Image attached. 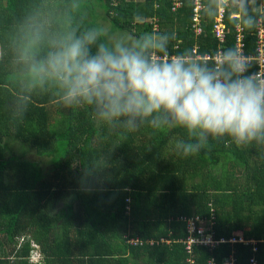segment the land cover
Instances as JSON below:
<instances>
[{
  "label": "trees",
  "instance_id": "16d2710c",
  "mask_svg": "<svg viewBox=\"0 0 264 264\" xmlns=\"http://www.w3.org/2000/svg\"><path fill=\"white\" fill-rule=\"evenodd\" d=\"M95 1L112 29L133 38L175 33L168 58L187 51L193 59L214 61L194 57L235 48L236 23L242 54H256L254 28L238 22V11L224 9L228 31L218 42L203 8L201 32L193 33L192 0H182L175 11L170 0ZM40 2L0 0V41ZM250 11L264 27V0H255ZM233 12L239 16L230 17ZM90 16L85 12V23L95 25ZM0 49V233L15 243L17 236L20 243L7 264H186L188 256L191 264L209 259L223 264L230 253L234 264H248L252 255L255 264H264V148L209 137L206 147L184 157L175 149L178 140H187L183 129H113L89 106L64 107L61 125L52 130V112L63 111L50 92L33 94L24 116L14 118L24 80L7 49ZM249 63L255 73V60ZM10 140L19 145L18 153H8ZM26 152L46 157L45 166ZM55 202L60 207L52 217ZM192 216L212 217L213 238L224 241L211 248L193 245L188 254L181 242L187 235L182 217ZM237 235L255 239V251L252 244L227 241ZM31 240L39 246L38 262L28 260Z\"/></svg>",
  "mask_w": 264,
  "mask_h": 264
},
{
  "label": "clouds",
  "instance_id": "9594fccd",
  "mask_svg": "<svg viewBox=\"0 0 264 264\" xmlns=\"http://www.w3.org/2000/svg\"><path fill=\"white\" fill-rule=\"evenodd\" d=\"M254 5L205 0L203 13L213 19L221 8L238 11V22L251 30L258 23ZM85 19L84 0H41L0 41L24 80L14 118L24 116L33 94L50 92L66 108L91 107L113 129L181 128L187 140L175 149L184 157L206 147L209 137L264 148V77L250 71L239 49L226 48L212 62L187 51L163 59L175 33L113 37Z\"/></svg>",
  "mask_w": 264,
  "mask_h": 264
},
{
  "label": "built area",
  "instance_id": "2783aa9c",
  "mask_svg": "<svg viewBox=\"0 0 264 264\" xmlns=\"http://www.w3.org/2000/svg\"><path fill=\"white\" fill-rule=\"evenodd\" d=\"M182 3V0H170V9L172 11H175ZM203 8V3L201 0H192V13H191V28L193 30V33L195 35L200 34L201 32V10ZM224 13V8H221L219 11V14L216 15L212 22L211 32L213 36L216 38L218 42L223 41L225 34L228 31V27L224 24L222 17ZM229 16H238V14H232L230 13ZM257 26L254 27V36H255V52L253 56H244L243 57L249 62L250 60H255L256 64V71L255 74L260 77H264V27L262 25V22L259 18H257ZM154 29H156V25L154 24ZM240 27L239 24L235 25V48L239 49L242 53L243 51V42H242V35L240 33ZM193 53H195V47L191 49ZM220 51L217 50L216 54L213 56H209L208 54H204L202 56L195 54L194 58H201L203 60L213 59L215 60L217 58V54ZM159 58V57H158ZM168 56H164L163 59H167ZM212 217H199V216H192V217H182V219L185 221L186 224V230L187 235L181 239V242L183 244V247L185 251L190 254L192 252V246L193 245H203L207 248H211L214 245H216L219 242L224 241V239H214L213 235L210 231V225L209 227L206 226L205 220L209 219L211 220ZM228 242H242V243H249L252 244L251 250L255 251L256 247L254 246L255 239H243L241 235L237 236H231L227 239ZM30 245L33 247V249L30 250L28 260L32 261V258H35L36 254L39 253V251L36 249V245L34 242L30 241ZM33 250V253L31 252ZM39 260V258H38ZM36 260L35 262H38ZM192 258L191 256H188L186 258V264H191ZM207 264H213L212 260L209 259L207 261ZM223 264H234V257L230 253L226 257L223 258ZM248 264H255V258L254 255L248 258Z\"/></svg>",
  "mask_w": 264,
  "mask_h": 264
},
{
  "label": "rangeland",
  "instance_id": "374dc122",
  "mask_svg": "<svg viewBox=\"0 0 264 264\" xmlns=\"http://www.w3.org/2000/svg\"><path fill=\"white\" fill-rule=\"evenodd\" d=\"M85 1V0H84ZM85 3V2H84ZM90 6V11H92V13L90 11H87V6H85V12L90 14L91 16L90 17H93V18H89L90 20H92L93 22H95L96 24L95 25H99L103 28H105L108 33L113 36V37H120V36H126V37H130V38H133V36L131 34H129L128 32H125V31H120V30H115V29H112V27L110 26V23L108 22L107 18L105 17L104 13H105V9L103 7V5L101 4V2H97L95 0H88L87 2ZM97 14L96 16H94L95 14ZM88 17V15H87ZM23 80V78H22ZM62 111L61 113L59 112H52V119L49 123V127L52 129V130H57L59 128V126L61 125L62 123V119H63V116H64V113H65V110H64V106H62ZM7 146H8V153H18L19 152V145L15 142V141H7ZM25 157H28L29 159L31 160H35L37 162H39V164L41 163L42 166H45V160L47 159L46 157H38L36 156L35 154L33 153H30V152H26ZM56 204L55 206L52 205L51 207H53V209L50 210V215L52 217H55L57 214H58V210H59V202L58 203H54ZM205 224L206 226L209 227V225L211 224V221L209 219H206L205 220ZM33 242V240H31ZM38 245H37V250H38ZM39 251V250H38ZM33 253V250L31 251ZM35 258H32V261L35 262L36 260H39L42 258V256L40 255V253L36 254V256H34ZM38 260V261H39Z\"/></svg>",
  "mask_w": 264,
  "mask_h": 264
},
{
  "label": "crops",
  "instance_id": "0c3cea01",
  "mask_svg": "<svg viewBox=\"0 0 264 264\" xmlns=\"http://www.w3.org/2000/svg\"><path fill=\"white\" fill-rule=\"evenodd\" d=\"M232 14H238V13L237 12H233ZM238 16H239V14H238ZM238 16H231V17L237 18ZM236 24H238V23H236ZM215 54L216 53H214V55ZM0 55H1V49H0ZM55 203H58V202H55ZM53 205L55 206L56 204H53ZM53 207H52V209H53ZM59 207H60V204H59ZM14 238H15L14 240H16V243L15 242H11V241H7L5 239L4 234L3 233H0V260H3L5 262V263H0V264H7L6 262L11 263L13 248L14 247L17 248L19 246V244H20L19 243V237L16 236Z\"/></svg>",
  "mask_w": 264,
  "mask_h": 264
}]
</instances>
